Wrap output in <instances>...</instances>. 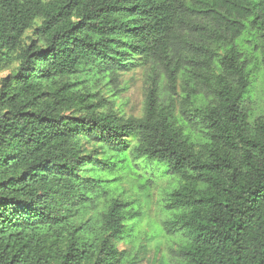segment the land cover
Wrapping results in <instances>:
<instances>
[{
    "label": "trees",
    "instance_id": "16d2710c",
    "mask_svg": "<svg viewBox=\"0 0 264 264\" xmlns=\"http://www.w3.org/2000/svg\"><path fill=\"white\" fill-rule=\"evenodd\" d=\"M154 67L141 118L93 92ZM5 72L0 264H126L163 182L172 264H264V0H0Z\"/></svg>",
    "mask_w": 264,
    "mask_h": 264
},
{
    "label": "rangeland",
    "instance_id": "374dc122",
    "mask_svg": "<svg viewBox=\"0 0 264 264\" xmlns=\"http://www.w3.org/2000/svg\"><path fill=\"white\" fill-rule=\"evenodd\" d=\"M199 25H207L208 21L198 20ZM9 72L2 73L1 79L6 77ZM159 81L162 88L161 103L168 105L170 103L171 95L167 88V80L164 71L160 67L148 68L146 70H138L137 72L127 74L120 78L119 81L107 84L103 82L100 90H93V92H100L101 95L113 102V108L126 117L141 118L144 113L147 97L151 85L154 81ZM193 92L200 96L204 95L205 91L201 84L192 80L184 82L179 77L177 82V96L174 97L177 111L180 112L181 104L186 96V92ZM253 104H247L249 109H252L254 117L264 114V75L262 72L258 74L257 83L254 85ZM137 181L131 178L124 182V187L130 191L131 195L143 200L144 195L140 194L135 186ZM166 187V182H163L158 187L152 189L150 192L149 204L145 206L146 216L143 218L141 229L144 232L138 243L135 245L121 244V251H129L132 256L126 264H172L175 251L179 248L178 240L168 238L165 234L152 230L155 224H160L162 212L160 211L159 203L164 197L163 188ZM144 202V201H143ZM147 236H146V234ZM134 260V261H133Z\"/></svg>",
    "mask_w": 264,
    "mask_h": 264
}]
</instances>
